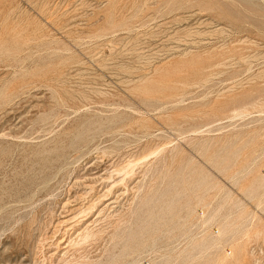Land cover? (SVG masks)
Instances as JSON below:
<instances>
[{
    "label": "rangeland",
    "instance_id": "1",
    "mask_svg": "<svg viewBox=\"0 0 264 264\" xmlns=\"http://www.w3.org/2000/svg\"><path fill=\"white\" fill-rule=\"evenodd\" d=\"M0 264H264V0H0Z\"/></svg>",
    "mask_w": 264,
    "mask_h": 264
},
{
    "label": "bare ground",
    "instance_id": "2",
    "mask_svg": "<svg viewBox=\"0 0 264 264\" xmlns=\"http://www.w3.org/2000/svg\"><path fill=\"white\" fill-rule=\"evenodd\" d=\"M255 7V6H254ZM256 7H258V6H256ZM136 165V164H135ZM132 166H133V163H132ZM131 166V163H130V165L129 166H127V167H125V168H123L122 170H119L118 171V173H122V172H124V173H126V171L129 169V168H131L132 167ZM132 169V168H131ZM132 171V170H131ZM132 173V172H131ZM127 174H129V173H127ZM123 176V175H122ZM114 182H115V180H114ZM87 183V182H86ZM85 184V183H84ZM93 184V183H92ZM110 185V184H109ZM73 188V187H72ZM115 192V191H114ZM116 193V192H115ZM65 194V193H64ZM80 194V193H79ZM82 195V194H81ZM66 201V200H65ZM82 202V201H81ZM66 204V203H65ZM72 204V203H71ZM71 211V210H70ZM70 213V212H69ZM64 216V215H63ZM98 221V220H97ZM97 223V222H96ZM55 229V228H54ZM259 234H261L260 232H259ZM93 235L94 234H92V233H90L89 231H85L84 233H82L81 235H80V237L78 238L79 239V242L78 243H83V242H87V241H89L92 237H93ZM71 238V237H70ZM57 240V239H56ZM62 240V239H61ZM64 254H66V253H64Z\"/></svg>",
    "mask_w": 264,
    "mask_h": 264
}]
</instances>
